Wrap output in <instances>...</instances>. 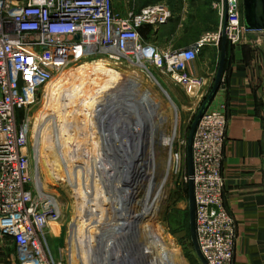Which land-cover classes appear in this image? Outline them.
Returning <instances> with one entry per match:
<instances>
[{
  "label": "built area",
  "instance_id": "2783aa9c",
  "mask_svg": "<svg viewBox=\"0 0 264 264\" xmlns=\"http://www.w3.org/2000/svg\"><path fill=\"white\" fill-rule=\"evenodd\" d=\"M212 6L223 23L190 47L174 50L148 43L141 33L144 26L156 29L173 18L162 2L119 12L114 0H0V240L14 246L17 264H112L114 253L111 209L100 218L94 204L85 220L69 224L58 257L49 247L47 237L56 225H65L67 207L33 167L30 113L41 90L69 66L101 58L152 75L150 65L189 92L200 83L186 72L194 53L219 47L223 27L231 45L250 33L243 26L241 0ZM50 117L53 128L58 116ZM226 127L223 105L207 109L193 137L195 229L207 264H233L234 259L235 223L225 207L222 173Z\"/></svg>",
  "mask_w": 264,
  "mask_h": 264
},
{
  "label": "rangeland",
  "instance_id": "374dc122",
  "mask_svg": "<svg viewBox=\"0 0 264 264\" xmlns=\"http://www.w3.org/2000/svg\"><path fill=\"white\" fill-rule=\"evenodd\" d=\"M215 1L218 0H114L119 12L159 2L173 8V18L160 26L157 35L153 34V38L147 41L161 49H175L195 32L196 35L189 41L192 44L204 32L212 31L223 23V18L212 6ZM249 40L246 35L237 44L249 43ZM260 46H264L262 38ZM100 60H82L66 68L61 78L41 90L37 104L31 109L30 149L35 152L34 170L42 175L43 183L53 188L67 207L65 225H56L47 237L50 249L58 257L69 224L80 217L85 220L93 204L100 218L105 208L111 209L114 238L121 233L120 225L127 218L125 216L136 215L129 211L126 204L129 199L119 190L121 183L126 184L123 163L128 139L127 124L123 120L127 117L121 115L127 104L123 90L136 85L150 90L164 107L171 102L176 109L174 141L159 148L158 163L166 165L167 156L171 158L166 171L161 169V174L165 176L156 180V188L159 185L160 190L155 211L143 224L148 234L147 241L156 248L155 252L162 257L163 264H202L190 236L187 136L213 82L205 90L194 87L188 92L169 74L150 65L147 67L153 75L126 62ZM51 89L59 93L56 98L55 95L47 96ZM18 114H23V110L19 109ZM53 114L58 116V124L52 120V128L48 123ZM170 124L164 125L168 133L173 129ZM135 134H138L136 130ZM142 147L145 151L148 143L146 148ZM156 192L157 189L154 190ZM150 193L145 186L134 201L141 207ZM13 253V245L3 242L0 264H17Z\"/></svg>",
  "mask_w": 264,
  "mask_h": 264
},
{
  "label": "crops",
  "instance_id": "0c3cea01",
  "mask_svg": "<svg viewBox=\"0 0 264 264\" xmlns=\"http://www.w3.org/2000/svg\"><path fill=\"white\" fill-rule=\"evenodd\" d=\"M247 35L249 43H228L222 80L208 110L223 105L227 114L222 173L225 207L235 223L233 264H264V38ZM219 57L220 46H208L186 61L187 74L200 80L198 89L214 81Z\"/></svg>",
  "mask_w": 264,
  "mask_h": 264
},
{
  "label": "bare ground",
  "instance_id": "6f19581e",
  "mask_svg": "<svg viewBox=\"0 0 264 264\" xmlns=\"http://www.w3.org/2000/svg\"><path fill=\"white\" fill-rule=\"evenodd\" d=\"M62 75V73L59 74L54 81L61 78ZM152 78L156 81L154 77ZM134 79L136 80L137 78ZM123 91L127 97V104L126 109L121 115L127 117L123 120L127 124L128 139L126 140L127 145L125 146L127 149L124 152L125 162L123 163V170H126V184L121 183L119 190H122V194L127 200L129 199L126 201L129 211L135 212L137 216H132L131 214L125 216L127 218L121 222L120 227L122 231L117 235V238L113 237V227H111L109 234L110 237L112 236L111 239L114 244L111 263L163 264L162 257L155 252L156 248L147 241L148 234H146L143 224L155 211L154 205L159 199L157 193L160 187L158 185V188H156V180L159 176L162 178L165 176V174H161V169L164 168L166 171L169 165L170 155L167 156L166 165L158 163L157 158L160 156L159 148L171 145L174 141L176 109L171 102L168 107H164L162 102L156 100L148 89L143 90L133 85L129 89L124 88ZM54 95L55 98L56 95H59L57 90L54 89H51L47 94V96L51 97ZM166 123L172 124L173 129L169 133L164 129ZM135 130L138 134L140 133V136L135 134ZM147 143L149 147L144 151L142 146L144 145L146 148ZM140 145L141 147H139ZM140 153H142V161L140 159L138 165H136V160L139 159ZM36 172L37 176H42L38 171ZM43 184L46 187V183ZM142 186H146L151 193L149 194V199L139 207L134 199H136L137 193L144 188ZM155 189H157L156 193H154Z\"/></svg>",
  "mask_w": 264,
  "mask_h": 264
},
{
  "label": "water",
  "instance_id": "95a60500",
  "mask_svg": "<svg viewBox=\"0 0 264 264\" xmlns=\"http://www.w3.org/2000/svg\"><path fill=\"white\" fill-rule=\"evenodd\" d=\"M242 7V21L244 28L255 34H259L264 38V0H241ZM225 19V18H224ZM77 38V36H76ZM226 33L223 27L222 37L220 42V57L217 72L214 81L205 95L197 113L195 114L193 121L191 123L188 136H187V172H188V196H189V222H190V236L193 247L202 262V264H207L205 258L203 257L196 237L195 229V201H194V183H193V137L195 133L196 126L203 115V113L208 109L215 93L217 92L224 72V65L226 60ZM263 61H264V50L262 51Z\"/></svg>",
  "mask_w": 264,
  "mask_h": 264
},
{
  "label": "trees",
  "instance_id": "16d2710c",
  "mask_svg": "<svg viewBox=\"0 0 264 264\" xmlns=\"http://www.w3.org/2000/svg\"><path fill=\"white\" fill-rule=\"evenodd\" d=\"M171 8V10L174 12V10H173V8L172 7H170ZM141 33H142V35H143V37L145 38V40L146 41H148V40H151L153 37V34L154 35H157L156 33V30L155 29H153V28H151L150 26H144L142 29H141ZM194 35H196V33L194 32V33H191L190 34V39L188 40H185V41H183L184 43H188L193 37H194ZM227 45H228V43H227ZM227 45H226V48H227Z\"/></svg>",
  "mask_w": 264,
  "mask_h": 264
}]
</instances>
